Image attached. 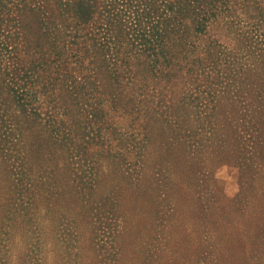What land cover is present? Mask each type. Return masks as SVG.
<instances>
[{"label":"rangeland","instance_id":"1","mask_svg":"<svg viewBox=\"0 0 264 264\" xmlns=\"http://www.w3.org/2000/svg\"><path fill=\"white\" fill-rule=\"evenodd\" d=\"M79 1L0 0V264H264V0Z\"/></svg>","mask_w":264,"mask_h":264},{"label":"trees","instance_id":"2","mask_svg":"<svg viewBox=\"0 0 264 264\" xmlns=\"http://www.w3.org/2000/svg\"><path fill=\"white\" fill-rule=\"evenodd\" d=\"M196 1L197 0H189L188 3L196 2ZM90 8H91V6L90 5L88 6V2L86 0H80L78 2V5H76V11L74 13L76 15V17H74L75 20L78 23H85V22L89 21L91 15H92L90 12ZM170 8L172 9V7H170ZM184 32H185V36H182V30L180 31V29L169 32V35L171 37L172 36L178 37L179 38L178 42L181 41V43H182L184 40V37H186L187 35L190 34L189 31H184ZM156 36H160V34H157ZM149 58H153L152 59L153 63H158L161 60H168V59L176 60L177 56H176V54H173L171 51H169L165 48H160L158 46L152 45V46H149ZM250 148L254 149L252 147H250Z\"/></svg>","mask_w":264,"mask_h":264}]
</instances>
